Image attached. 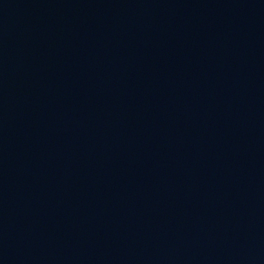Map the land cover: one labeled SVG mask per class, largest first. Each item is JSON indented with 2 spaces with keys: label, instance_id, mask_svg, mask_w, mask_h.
<instances>
[{
  "label": "water",
  "instance_id": "water-1",
  "mask_svg": "<svg viewBox=\"0 0 264 264\" xmlns=\"http://www.w3.org/2000/svg\"><path fill=\"white\" fill-rule=\"evenodd\" d=\"M0 264H264V0H0Z\"/></svg>",
  "mask_w": 264,
  "mask_h": 264
}]
</instances>
